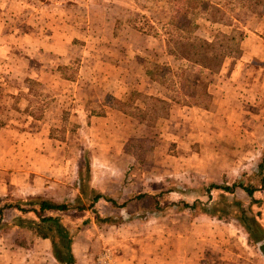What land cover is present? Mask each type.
<instances>
[{
	"label": "rangeland",
	"instance_id": "1",
	"mask_svg": "<svg viewBox=\"0 0 264 264\" xmlns=\"http://www.w3.org/2000/svg\"><path fill=\"white\" fill-rule=\"evenodd\" d=\"M0 41V264H62L41 198L75 264H264V0H0Z\"/></svg>",
	"mask_w": 264,
	"mask_h": 264
},
{
	"label": "trees",
	"instance_id": "2",
	"mask_svg": "<svg viewBox=\"0 0 264 264\" xmlns=\"http://www.w3.org/2000/svg\"><path fill=\"white\" fill-rule=\"evenodd\" d=\"M199 42L200 44L198 46L202 48V51H197V55L200 54L202 57L208 58L209 63H212L207 65L206 63L201 62L200 64L210 70L212 69V65L215 67H219L221 64L220 61L216 62L215 65V59L219 54H215L214 51H211L212 48H214L212 42H208L206 40H199ZM191 47L195 48L196 46L192 45ZM186 49L188 50V48ZM231 50L232 48H229L228 51L231 52ZM247 193L251 194L252 191L247 190ZM100 197L101 195L96 193L92 198V205ZM20 204H28L30 206L29 210L37 216L38 220L35 221L30 218L26 219L22 218L21 216H16L15 220L12 223V226L27 229L30 234L35 233L38 236L50 238L55 259L62 264H75V262L73 261V254L71 252V232L67 228H65V226H63L58 216L45 214L44 211H65L70 208L76 207H73L72 205L66 203H57L46 198H41L35 201L28 200L26 202L17 201L14 204H7L5 207L15 208L16 210L22 212L26 211V209L21 208ZM3 209L4 207L2 208V210L0 209V213L3 211ZM2 219L3 218L1 217L0 227L8 224L2 221Z\"/></svg>",
	"mask_w": 264,
	"mask_h": 264
},
{
	"label": "crops",
	"instance_id": "3",
	"mask_svg": "<svg viewBox=\"0 0 264 264\" xmlns=\"http://www.w3.org/2000/svg\"><path fill=\"white\" fill-rule=\"evenodd\" d=\"M6 52H7V46L0 41V57L2 56H6ZM138 123V122H137ZM135 125V124H134ZM91 187V186H90ZM90 189V188H89ZM95 192H97V194L101 195V197L95 202V205H97L98 203L102 204L106 209L108 208V206H113L116 207L117 203L116 201L113 199V196H108L106 195V193H104V191L97 189L95 190ZM95 207V206H94ZM42 239H47L48 241H50V238L48 237H41ZM256 241H258L259 239H255ZM72 243V242H71ZM52 248V244L50 249ZM259 252L264 255V251L259 247ZM72 252V251H71ZM106 252H108V250H106ZM103 253L100 257V264H105L107 263V258H108V254L107 253ZM51 256L55 259V256L53 254L52 249L50 250ZM73 254V253H72Z\"/></svg>",
	"mask_w": 264,
	"mask_h": 264
}]
</instances>
